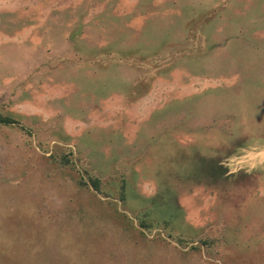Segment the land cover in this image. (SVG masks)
I'll use <instances>...</instances> for the list:
<instances>
[{"label":"rangeland","instance_id":"rangeland-1","mask_svg":"<svg viewBox=\"0 0 264 264\" xmlns=\"http://www.w3.org/2000/svg\"><path fill=\"white\" fill-rule=\"evenodd\" d=\"M0 113V264H264V0H0Z\"/></svg>","mask_w":264,"mask_h":264},{"label":"trees","instance_id":"trees-1","mask_svg":"<svg viewBox=\"0 0 264 264\" xmlns=\"http://www.w3.org/2000/svg\"><path fill=\"white\" fill-rule=\"evenodd\" d=\"M206 12L207 11H203L202 12V14L201 13H199V15H198V17H196V20H195V22H197V18H201V15H205L206 14ZM191 24V23H190ZM194 24V23H193ZM12 124H16V121L15 120H13L12 118H10V117H7V116H4V115H2L1 113H0V125H3V126H8V125H12ZM198 132H200V130L199 131H197V133ZM209 132H212V134H208V135H206L208 132H205V131H203V129H202V133H201V135H200V139H201V142L202 143H204V142H206L205 141V139L203 138V137H205V136H212V138H213V136H214V138H216L215 140H213L214 142L216 141V140H218V139H221L222 137L220 136V134L219 133H214L215 132V129H209ZM242 132H244V131H242ZM245 135V139H243V142H242V140H240V141H237L236 142V144L235 143H233V145L235 146L234 148H239V147H244V146H246V145H248L251 141H253V140H259V139H255V136H253L252 134H244ZM210 136V137H211ZM211 140V139H210ZM242 142V143H241ZM54 156L53 155H51L50 156V158H51V160H52V158H53ZM59 162H60V164H62V165H64V166H66V165H68L69 163H70V161L68 160V158H67V156L65 155V154H63V155H61L60 156V158H59ZM199 164H201L202 165V161L200 162L199 161ZM215 167L218 169V167L217 166H214L213 164H212V162L210 163V165L208 164V162L207 161H203V166H200L199 168H200V170L199 171H202V173H205L206 174V176L209 178H212V179H218L219 178V176L221 175L220 173H218V171H216V176H213V169H215ZM197 167L195 166V167H193V169L191 168V170H192V174L196 177V175H195V169H196ZM184 170H186L187 172H190V170H189V166H185L184 168H183ZM182 169V170H183ZM198 169V168H197ZM198 171V172H199ZM183 172H185V171H183ZM186 173V172H185ZM258 172H256V173H252V174H257ZM189 174V173H188ZM248 174H244V176L246 177ZM250 175V174H249ZM259 179V178H258ZM213 180V181H214ZM80 183L82 184V185H90V187L94 190V191H96V192H100L101 193V187H100V185H101V183H100V181L97 179V178H92V177H89L88 178V180H87V182H83V181H80ZM249 188H251V187H249ZM126 195H125V185H124V183L123 182H121V184H120V186H119V188H118V190H117V194H116V197H117V200H120V202H123V203H125V197ZM166 198V197H165ZM164 198V199H165ZM164 199H163V202L162 203H160V201L159 202H156V203H153V205L154 206H152L153 208H152V210L151 211H153L154 213L156 212H162V211H164L165 209H167V210H170L168 207H170L171 206V208H173V210H175L178 214H182V212H180V209L178 208V205L175 203V200H173L172 202H171V205L169 206L168 205V203L166 202V201H164ZM155 209H156V211H155ZM159 210V211H158ZM166 210V211H167ZM148 211H150V210H148ZM171 213V212H170ZM148 212L146 211L145 213H139V215L137 216V223H138V227L140 228V229H142V230H145V231H147V232H150V230L153 228V227H156V226H154V225H161L162 224V229H164V230H166V228H169V226L171 225V224H173L174 223V221H175V219L177 220V217H173V214L171 213V215H172V217L171 216H168V217H164L165 215H162L163 217H161V222L160 221H158V220H156V219H160L157 215H155L156 216V219H155V217L154 216H151L152 218H150L149 220H148ZM167 215V214H166ZM155 222V223H154ZM168 235H169V233H168ZM177 242L178 243H183L184 242V240L183 239H180V238H178L177 237ZM210 242L213 244H215V242H213L212 240H210ZM203 245H207V243L209 244V246L211 245V243H209L208 241H204L203 240ZM194 248V247H193ZM7 261H9V260H7ZM11 261V260H10ZM9 261V262H10Z\"/></svg>","mask_w":264,"mask_h":264}]
</instances>
